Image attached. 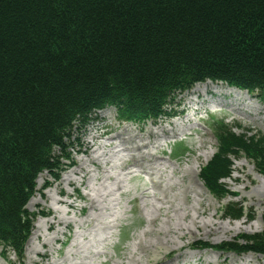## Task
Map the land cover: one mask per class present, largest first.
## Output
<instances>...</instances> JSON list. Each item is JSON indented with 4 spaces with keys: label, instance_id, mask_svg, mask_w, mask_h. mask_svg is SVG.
Returning a JSON list of instances; mask_svg holds the SVG:
<instances>
[{
    "label": "trees",
    "instance_id": "trees-1",
    "mask_svg": "<svg viewBox=\"0 0 264 264\" xmlns=\"http://www.w3.org/2000/svg\"><path fill=\"white\" fill-rule=\"evenodd\" d=\"M205 81L264 101V0H0V245L20 254L36 180L57 178L73 131L110 107L171 116ZM247 147L264 176V144ZM227 247L264 255V230Z\"/></svg>",
    "mask_w": 264,
    "mask_h": 264
},
{
    "label": "rangeland",
    "instance_id": "rangeland-1",
    "mask_svg": "<svg viewBox=\"0 0 264 264\" xmlns=\"http://www.w3.org/2000/svg\"><path fill=\"white\" fill-rule=\"evenodd\" d=\"M190 90L177 97L176 116L169 119L137 117L136 124L125 123L108 108L73 131L81 134L79 145L59 181L40 174L25 206L31 230L20 254L0 246V264H147L148 256L163 255L167 259L161 264H214L219 254L193 250L195 242L208 248L239 246V237L260 234L264 176L247 144H264V102L256 92L248 96L219 81ZM213 134L223 144L220 162L213 157ZM204 163L208 169L199 174ZM133 164L142 174L154 173V190ZM197 171L198 186L190 179ZM203 183L219 192L218 199ZM230 202L237 215L233 209L224 217L218 205ZM212 206L219 208L216 215ZM222 261L264 264V255Z\"/></svg>",
    "mask_w": 264,
    "mask_h": 264
},
{
    "label": "bare ground",
    "instance_id": "bare-ground-1",
    "mask_svg": "<svg viewBox=\"0 0 264 264\" xmlns=\"http://www.w3.org/2000/svg\"><path fill=\"white\" fill-rule=\"evenodd\" d=\"M213 88H215V85L213 86ZM192 90H193V89H192ZM192 90H191V91H192ZM240 93H243V94H244V92H242V91H240ZM257 109H258V108H257ZM257 112H258V113L261 112V109H258ZM262 112H263V111H262ZM102 114H103V113H102Z\"/></svg>",
    "mask_w": 264,
    "mask_h": 264
}]
</instances>
